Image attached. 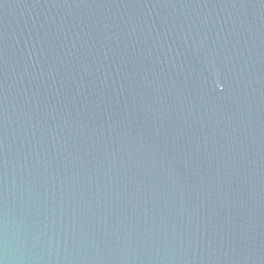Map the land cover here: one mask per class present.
Wrapping results in <instances>:
<instances>
[{
  "label": "water",
  "instance_id": "1",
  "mask_svg": "<svg viewBox=\"0 0 264 264\" xmlns=\"http://www.w3.org/2000/svg\"><path fill=\"white\" fill-rule=\"evenodd\" d=\"M0 264H264V0H0Z\"/></svg>",
  "mask_w": 264,
  "mask_h": 264
}]
</instances>
